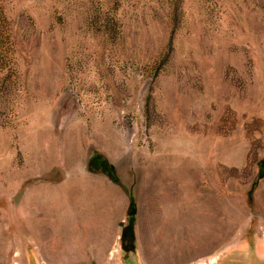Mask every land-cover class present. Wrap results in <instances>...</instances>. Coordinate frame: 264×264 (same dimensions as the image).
Here are the masks:
<instances>
[{"label":"rangeland","instance_id":"374dc122","mask_svg":"<svg viewBox=\"0 0 264 264\" xmlns=\"http://www.w3.org/2000/svg\"><path fill=\"white\" fill-rule=\"evenodd\" d=\"M200 263L264 264V0H0V264Z\"/></svg>","mask_w":264,"mask_h":264},{"label":"bare ground","instance_id":"6f19581e","mask_svg":"<svg viewBox=\"0 0 264 264\" xmlns=\"http://www.w3.org/2000/svg\"><path fill=\"white\" fill-rule=\"evenodd\" d=\"M215 259V258H214ZM200 264H203V263H200Z\"/></svg>","mask_w":264,"mask_h":264}]
</instances>
